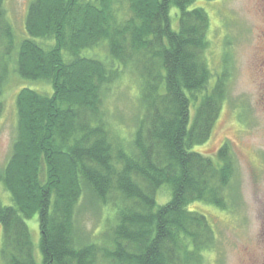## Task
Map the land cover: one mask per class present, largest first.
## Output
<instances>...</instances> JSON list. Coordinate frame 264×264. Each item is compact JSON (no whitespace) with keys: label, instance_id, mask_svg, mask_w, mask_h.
<instances>
[{"label":"trees","instance_id":"obj_1","mask_svg":"<svg viewBox=\"0 0 264 264\" xmlns=\"http://www.w3.org/2000/svg\"><path fill=\"white\" fill-rule=\"evenodd\" d=\"M196 1L33 0L28 38L9 61L14 34L0 0V114L10 64L19 77L53 87L51 95L26 87L17 98V136L0 169L10 196L9 205L0 201L5 264H206L216 229L188 207L229 210L237 162L227 143L216 160L194 151L211 138L228 82L223 75L206 91L211 21L190 9ZM102 45L106 57L95 53ZM127 72L139 79L143 109L129 139L105 112ZM164 185L172 198L158 207ZM85 199L108 209L97 232L78 223ZM36 215L41 262L27 223Z\"/></svg>","mask_w":264,"mask_h":264},{"label":"rangeland","instance_id":"obj_2","mask_svg":"<svg viewBox=\"0 0 264 264\" xmlns=\"http://www.w3.org/2000/svg\"><path fill=\"white\" fill-rule=\"evenodd\" d=\"M32 2L3 0L5 21L14 34V51L9 61L15 58L19 43L28 38L25 25ZM197 7L204 9L211 21L207 58L213 75L206 91L211 92L223 75L228 76V82L227 97L211 138L194 151L216 160L222 146L230 144L237 170L230 190L233 204L229 210L204 202H194L188 209L205 215L216 229L217 244L207 254L206 264H264V0H197L190 9ZM176 12L177 9L172 10V26L178 30ZM95 53L106 57L108 49L102 45ZM26 87L44 94L53 93L50 83L25 80L10 64L1 95L0 169L12 154L18 127L17 98ZM139 88V79L127 72L107 96L105 112L122 138L131 137L143 114ZM205 92L200 94L199 100ZM196 108L197 103H193L192 117ZM171 198L170 187L164 185L157 193L158 207L167 204ZM0 201L4 205L10 204L9 193L2 185ZM107 215L108 209L85 199L79 206L77 220L82 229L97 232L106 226ZM111 218L112 214L109 215ZM27 223L35 257L41 262L38 215ZM2 239L0 224V246ZM0 264H5L1 254Z\"/></svg>","mask_w":264,"mask_h":264}]
</instances>
